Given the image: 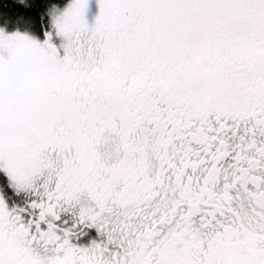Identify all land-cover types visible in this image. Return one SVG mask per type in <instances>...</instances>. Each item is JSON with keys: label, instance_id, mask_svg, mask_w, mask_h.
I'll return each mask as SVG.
<instances>
[{"label": "snow or ice", "instance_id": "6c2138e0", "mask_svg": "<svg viewBox=\"0 0 264 264\" xmlns=\"http://www.w3.org/2000/svg\"><path fill=\"white\" fill-rule=\"evenodd\" d=\"M0 264H264V0H0Z\"/></svg>", "mask_w": 264, "mask_h": 264}]
</instances>
